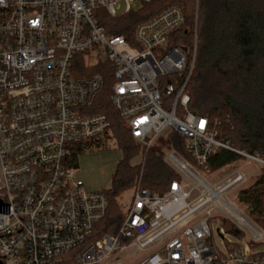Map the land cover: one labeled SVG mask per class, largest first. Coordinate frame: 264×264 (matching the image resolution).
<instances>
[{
  "label": "built area",
  "instance_id": "obj_1",
  "mask_svg": "<svg viewBox=\"0 0 264 264\" xmlns=\"http://www.w3.org/2000/svg\"><path fill=\"white\" fill-rule=\"evenodd\" d=\"M157 1L0 0V198L10 203L8 214L0 212L5 264H264L257 250L264 226L227 198L249 175L238 167L211 181L198 170L212 174L203 168L219 149L263 169L264 152L233 147L219 136L220 120L189 110L197 29L189 59L173 44L186 21L178 5L140 22L131 37L111 35L100 22L102 12L117 18ZM96 61L113 68L110 100L133 138L149 148L173 129L191 156L166 154L179 178L163 194L138 185L118 231L102 235L108 194L88 190L70 158L112 127L106 114L92 112L105 86L101 74L90 73L88 63ZM226 219L236 222L243 244L227 237ZM214 222L222 249L213 241Z\"/></svg>",
  "mask_w": 264,
  "mask_h": 264
},
{
  "label": "trees",
  "instance_id": "obj_2",
  "mask_svg": "<svg viewBox=\"0 0 264 264\" xmlns=\"http://www.w3.org/2000/svg\"><path fill=\"white\" fill-rule=\"evenodd\" d=\"M170 4L181 7L186 17L185 24L174 35L173 44L190 53V59L197 29L196 58L186 86L189 110L212 121L220 120L219 136L227 138L235 148L264 151V0H158L143 10L117 18L102 12L100 22L111 35L131 37L140 22ZM79 70L86 72L85 67L79 66ZM90 73L101 74L105 80L92 112L109 117L116 142L125 154L118 163L112 187L105 190L109 207L99 225L102 235L116 233L124 220L125 213L116 201L122 192L140 185L163 194L179 178L165 161V148L191 156L175 130L168 137L160 136L149 148L140 145L111 103L112 66L100 62ZM170 79L174 78L165 81ZM81 150L79 145L73 149L70 156L73 166ZM139 156H143V162L133 165L132 159ZM239 158L233 151L219 149L210 155L203 169L213 173ZM239 200L253 205V218L264 226V168L249 188L240 191ZM224 226L227 232L240 235L236 226L226 220Z\"/></svg>",
  "mask_w": 264,
  "mask_h": 264
},
{
  "label": "rangeland",
  "instance_id": "obj_3",
  "mask_svg": "<svg viewBox=\"0 0 264 264\" xmlns=\"http://www.w3.org/2000/svg\"><path fill=\"white\" fill-rule=\"evenodd\" d=\"M121 10L120 12H122ZM190 59V53L187 54ZM100 62H89L88 66H92L90 71L93 70L94 67L99 66ZM113 87V84L111 88ZM172 100L168 97H165L164 106L169 108L172 104ZM179 115H183L182 109L178 111ZM173 132V129H167L162 136L168 137ZM232 145V144H231ZM234 146V145H232ZM79 147L82 148L80 153L78 154V158L76 161L75 169L77 171V178L82 180L88 190H109L112 187L113 176L117 170L118 163L120 160L124 158V151L118 146L114 133L112 130H109L107 134L94 139L89 142H85L80 144ZM235 147V146H234ZM172 149L165 148V154H168ZM264 152V151H262ZM182 157L189 159L182 152H179ZM237 161V160H236ZM232 162L233 164L226 165L225 167L219 169L218 171L213 172L212 174L205 173L203 170L198 169L199 173L205 177H209L211 181L221 180L223 179L227 173L231 172L233 169L240 167V169L244 170L248 175L249 179L245 183L237 186L232 191H230L227 195V198L230 201L237 202V209L247 217L250 221L256 222L259 226H262L260 223L255 221V218L252 216L253 205L249 202H243L241 200H236L235 194L240 193L241 190L249 188L256 179L260 176L262 169L255 167L252 164L245 163L246 161L242 158L238 159V162ZM143 162V156L136 157L132 159V164L137 165ZM137 186H132L129 189L122 192L117 198V205L119 209L126 213L128 207L132 203L133 194ZM227 222L235 225L233 220L226 219ZM220 224L217 222L213 223L214 236L213 241L219 248H223V244L221 242V236L218 232V228H220ZM227 237L233 241L243 244L245 241L239 240V238L233 234L228 232ZM258 251H264V244H261L257 247Z\"/></svg>",
  "mask_w": 264,
  "mask_h": 264
},
{
  "label": "water",
  "instance_id": "obj_4",
  "mask_svg": "<svg viewBox=\"0 0 264 264\" xmlns=\"http://www.w3.org/2000/svg\"><path fill=\"white\" fill-rule=\"evenodd\" d=\"M9 205H10V203H4L3 200L0 198V212L1 213L8 214L9 213ZM3 257H6V255ZM0 264H5L4 261L1 259V257H0Z\"/></svg>",
  "mask_w": 264,
  "mask_h": 264
},
{
  "label": "bare ground",
  "instance_id": "obj_5",
  "mask_svg": "<svg viewBox=\"0 0 264 264\" xmlns=\"http://www.w3.org/2000/svg\"><path fill=\"white\" fill-rule=\"evenodd\" d=\"M234 209L238 210L236 206H234Z\"/></svg>",
  "mask_w": 264,
  "mask_h": 264
}]
</instances>
